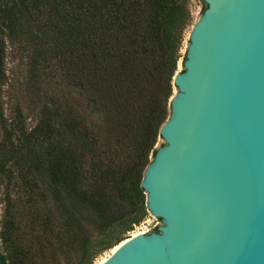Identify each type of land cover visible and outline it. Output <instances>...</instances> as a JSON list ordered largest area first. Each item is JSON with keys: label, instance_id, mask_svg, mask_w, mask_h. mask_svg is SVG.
I'll list each match as a JSON object with an SVG mask.
<instances>
[{"label": "trees", "instance_id": "16d2710c", "mask_svg": "<svg viewBox=\"0 0 264 264\" xmlns=\"http://www.w3.org/2000/svg\"><path fill=\"white\" fill-rule=\"evenodd\" d=\"M189 5L0 0L2 264H93L148 217L140 183L184 60ZM7 44L26 60L31 128L19 107L4 117Z\"/></svg>", "mask_w": 264, "mask_h": 264}, {"label": "water", "instance_id": "95a60500", "mask_svg": "<svg viewBox=\"0 0 264 264\" xmlns=\"http://www.w3.org/2000/svg\"><path fill=\"white\" fill-rule=\"evenodd\" d=\"M202 1L140 183L162 225L101 264H264V0Z\"/></svg>", "mask_w": 264, "mask_h": 264}, {"label": "rangeland", "instance_id": "374dc122", "mask_svg": "<svg viewBox=\"0 0 264 264\" xmlns=\"http://www.w3.org/2000/svg\"><path fill=\"white\" fill-rule=\"evenodd\" d=\"M190 10L192 14L191 24L185 31L182 53L185 52V47L188 42V35L191 30L192 25L200 17L203 10L201 2L198 0H190ZM182 59L178 61L177 71L182 70ZM5 71H6V80L2 86V108L4 117L7 118L8 122L13 120L17 107L22 111L26 126L31 128L33 127L39 117V106H34L35 102H31L29 99V93L27 92V87L30 84V81L27 77V64L26 60L21 58L16 50L7 44L6 49V58H5ZM17 117V113H16ZM0 136L2 132L0 131ZM162 144V140L159 138L156 145ZM152 156V155H151ZM150 156V157H151ZM5 185L0 186V219L4 209L3 198L5 196ZM162 225L156 218L148 213V217L145 218L139 225H136L132 231L128 233L125 238L133 236L141 232L148 233L154 231L158 226ZM124 238V239H125ZM111 253V249L103 252L98 256L93 264L98 263L102 258L107 257Z\"/></svg>", "mask_w": 264, "mask_h": 264}, {"label": "bare ground", "instance_id": "6f19581e", "mask_svg": "<svg viewBox=\"0 0 264 264\" xmlns=\"http://www.w3.org/2000/svg\"><path fill=\"white\" fill-rule=\"evenodd\" d=\"M134 235H135V234H134ZM123 242H124V239H123V241H120L119 244H117L115 247H113V248L111 249V253L114 252V250H115L120 244H122ZM106 258H107V257L102 258V260H100V261H99L98 263H96V264H101Z\"/></svg>", "mask_w": 264, "mask_h": 264}]
</instances>
